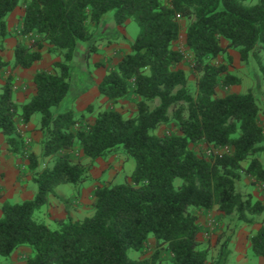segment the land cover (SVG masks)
I'll return each mask as SVG.
<instances>
[{"label": "trees", "instance_id": "trees-1", "mask_svg": "<svg viewBox=\"0 0 264 264\" xmlns=\"http://www.w3.org/2000/svg\"><path fill=\"white\" fill-rule=\"evenodd\" d=\"M21 3L0 0L1 44L10 36L6 19ZM25 5L14 66L32 68L42 59L45 44L64 60L52 72L37 73L36 94L23 105L14 100L11 77L3 87L0 132L10 154L29 159L37 194L32 201L3 205L0 259L7 261L27 247L32 255L26 264H227V242L213 260L199 240L198 213L217 209L246 225L264 215V203L240 191L246 178L252 185L264 183V165L257 157L264 153V127L253 91L218 97V89L238 86L241 80L214 61L229 49L237 50L244 63L260 61L264 0H29ZM130 20L139 27L138 37L108 71L99 92L114 104L135 97L137 110L131 117L106 110L94 124L83 125L87 119L72 109L71 65L78 44L87 43L90 56L97 49L101 25L124 26ZM182 20L189 21L186 47L193 56L195 88L186 72L176 69L185 60L174 49ZM7 66L0 58V70ZM257 78L258 93L262 78ZM35 114L42 116L41 159L50 160L43 170L40 158L26 153L16 124L18 118L29 124ZM172 122L176 133L157 134ZM200 143L230 153L208 159L192 146ZM78 148L92 162L123 148L136 168L128 181L98 187L91 217L58 220L52 229L37 221L35 213L59 186H78L90 178V165L72 159ZM152 238V255L130 256L132 251L144 255ZM249 242L253 254L264 258V225Z\"/></svg>", "mask_w": 264, "mask_h": 264}, {"label": "crops", "instance_id": "crops-1", "mask_svg": "<svg viewBox=\"0 0 264 264\" xmlns=\"http://www.w3.org/2000/svg\"><path fill=\"white\" fill-rule=\"evenodd\" d=\"M25 0L13 13H11L7 21L8 31L10 36L5 39L0 50V58L7 63V67L0 70V97L3 94V87L5 86L9 77L12 78L14 85V100L18 105L27 103L36 94V85L34 82L35 76L40 72H52V66L55 63L61 62V58L57 53H52V47L45 44L44 49L41 51L42 59L30 69H23L14 66L15 49L18 43V36L22 25V19L25 15ZM128 21L124 26H116L114 23H105L100 26L97 39V49L94 53L90 54L89 59L81 58L82 55L77 54L73 62L76 68L79 69L82 75L83 86L82 94L79 98L75 99L72 109L79 114L84 115L87 119L83 125L94 124L95 117L100 113L110 108V104L106 98L102 97L99 92V86L103 82L106 74L113 67H115L122 58L130 52L132 40L130 38L127 27ZM221 46L227 47L228 43L225 39H221ZM107 42V43H106ZM1 45V44H0ZM174 46V49L178 50ZM86 51H84L85 53ZM224 55V54H223ZM232 58L240 60L239 53L235 50L229 49L227 54ZM223 57L218 58L220 65ZM236 61V60H235ZM218 66V65H217ZM176 69L184 70L188 76L186 63L182 62ZM232 74V73H231ZM233 75V74H232ZM86 85V86H85ZM28 87V88H27ZM85 87V88H84ZM231 92L235 91V86L230 88H221L217 90L218 97H225ZM73 93V92H72ZM136 102L139 99L133 97ZM132 97L121 100L119 103H130ZM118 103V104H119ZM94 105H98L95 109ZM92 112L96 111V115H91L88 112L89 108ZM137 108L135 109V111ZM91 116V117H90ZM260 123L264 127V111L260 112ZM40 120L32 118L29 124H24L22 118L16 121L17 129L21 135L30 140V149L28 153L35 154L38 158L42 155L43 147L41 144L43 133L39 130ZM0 218L2 217V208L6 202L18 204L25 201H32L37 194V186L33 182V174L29 169V159L27 157L21 158L10 154L6 138L0 133ZM79 150V148H78ZM27 153V150H26ZM27 153V154H28ZM124 153L117 152L116 154L106 158L99 159L92 162L90 159H83L84 154L80 151V158L82 163L90 165L89 179L78 186L71 184L59 186L55 193L50 195L48 203L38 212L35 213V219L53 229L57 228V221L71 217L74 220H84L94 214L93 205L95 203V192L98 187L103 185H114L118 183L120 176V169L125 163L123 159ZM129 157V156H128ZM77 162V161H76ZM131 174L125 175L126 179ZM256 198L263 202L261 196L254 194ZM199 222V221H198ZM55 228V229H56ZM201 228V227H200ZM200 238V236H199ZM249 236L243 229L237 234L228 261L232 259L238 264H248L252 257L251 245L249 243ZM201 241V239H199ZM27 256L22 259V255ZM32 251L23 247L14 252L5 264H26L27 260L31 257ZM258 264H264V258L259 257Z\"/></svg>", "mask_w": 264, "mask_h": 264}, {"label": "rangeland", "instance_id": "rangeland-1", "mask_svg": "<svg viewBox=\"0 0 264 264\" xmlns=\"http://www.w3.org/2000/svg\"><path fill=\"white\" fill-rule=\"evenodd\" d=\"M24 1L25 0H22V3ZM255 3H256V1L252 2V4H255ZM188 24H189V21L182 20L181 38L179 41H177L175 43V45H178L176 47L178 49V51H181L183 53L188 51L187 47H186V30H187ZM90 27H91V31L93 33H95V31H96L95 26L90 25ZM127 30L129 32V35H130L132 42H134L137 39L138 34H139L138 25L134 21L131 20V22L129 23V25L127 27ZM98 36L99 35L97 34V37ZM28 43H31V40H29ZM0 50H1V48H0ZM87 50H88L87 43L80 42L78 44L77 54L82 55L81 58H83V56H84V59H89V57L87 55ZM84 51H86V52L84 53ZM236 53H239V52L237 50H235V57L237 58ZM222 57H223V59H222L223 61L221 63H225L224 65H226L228 67L229 73H232L234 76H236L237 78H239L241 80V84L238 86H235V91L238 94H247L250 91H253L254 93H256L255 95L257 96V104L259 105L261 111H264V70L261 69V67H264V53H262L260 55V61L259 62H255L253 60L251 63H244L242 61H239L238 59H235L236 60L235 61L232 58V56H231L232 60L230 61V59H229L230 55L224 54V55H222ZM60 58L62 61L64 60L63 57L60 56ZM183 62L186 63V67H187V71H188L187 73H188L189 85H190V87L195 88L196 82H197V76L193 70L192 62L189 60H184ZM214 63L218 66L220 65V62L218 59H216L214 61ZM258 63L261 64V67ZM75 64L73 63L71 65V67L73 68L72 69V80H73V86H74L73 87V97H74V99H77L82 94L83 86L81 84L83 83V80H82L83 78H82V75L80 74L79 69L76 68ZM53 67L54 66H52V71H53ZM258 76L260 78H262V85H261L260 92L257 93L256 85H257V79H258L257 77ZM13 90H14V85H13ZM231 93H233V92H231ZM159 103H160L159 100H157L152 106L155 107ZM92 107H94L96 109L98 107V105L97 106L94 105ZM135 109H136V101L133 100V97H132V102H130L129 104L128 103H124V104L112 103V104H110V108L107 110H117V111L121 112L125 117H131L135 114V112H136ZM91 110H92V108H91ZM88 112H90L91 115H94V114L96 115V111H93V113H91L92 111L89 110ZM34 117L37 121L38 120L41 121V119H42L41 114H35ZM83 117H84V115H83ZM84 119H85V117H84ZM176 132H177V126H175L174 122H172L170 125L162 126L157 130L158 135L173 134ZM23 138H24L25 149L27 150V153H28V149H30L31 143H30V140H28V138H25V137H23ZM192 146L198 155L205 156L208 159L211 158L212 156L230 153V150L227 148L212 147V146H209L205 143L194 144ZM118 152L126 154L123 148H121ZM28 155H30V153H28ZM71 156H72V159H74V161L81 159L80 158V151L78 149L75 150L73 153H71ZM122 156H123L125 163H123V166L120 169L121 174L119 176L117 184H122V183L128 181V177L126 179H124L125 175L132 174V172L136 168V162L132 157H130V156L128 157L127 154L126 155L122 154ZM257 157L264 165V153L259 154ZM39 158H40V163H41V170H43L45 167H47V165L50 164V160L41 159V156ZM245 165L247 166L248 163ZM32 174H34V173H32ZM251 183H252V181L250 179L246 178L245 183H243L240 187V191L243 192L244 194H253V195L256 194L257 196L259 195L263 198V203H264V183L263 184H257V185H254V184L252 185ZM117 184H114V185H117ZM255 198H256V196H255ZM198 214L200 216L199 217V225L201 227L199 239H201L202 245L204 247H209L210 255H211V258L213 260L218 258L220 249L222 246H224V244L226 242L228 243L227 249L230 251V248H232V245L234 244L235 238H236L237 234L240 232V230L243 229L246 233H248V236L250 238L253 234H255L257 231H259V229L264 225V215L253 217V223L251 225H246V224H239L237 222L236 216H229V217L223 216L217 209H214L210 212L202 211V212H199ZM55 228L56 227H53V229H55ZM154 251H155V240L152 238L149 242L148 248H147L146 253L144 255H141L137 252L132 251V252H130V256L134 259L145 258V257L152 255L154 253ZM250 254L254 258H250V260H249L250 262L248 264H258L259 257L255 256L253 254L252 250H251ZM26 256H27L26 254H23L22 259ZM163 256L167 257V251L163 252ZM5 262H6L5 259H2V258L0 259V264H5ZM227 264H238V263L235 262L234 259H232L230 262L228 261Z\"/></svg>", "mask_w": 264, "mask_h": 264}, {"label": "built area", "instance_id": "built-area-1", "mask_svg": "<svg viewBox=\"0 0 264 264\" xmlns=\"http://www.w3.org/2000/svg\"><path fill=\"white\" fill-rule=\"evenodd\" d=\"M184 56H185V60L192 61V59H193V56H192L191 53L188 52V51H186V52L184 53Z\"/></svg>", "mask_w": 264, "mask_h": 264}]
</instances>
